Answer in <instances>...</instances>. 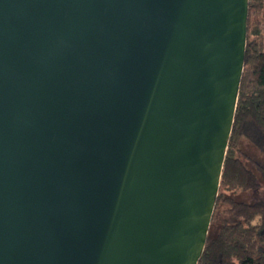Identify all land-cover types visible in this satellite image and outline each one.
Listing matches in <instances>:
<instances>
[{"label": "water", "instance_id": "water-1", "mask_svg": "<svg viewBox=\"0 0 264 264\" xmlns=\"http://www.w3.org/2000/svg\"><path fill=\"white\" fill-rule=\"evenodd\" d=\"M250 0H0V264H198Z\"/></svg>", "mask_w": 264, "mask_h": 264}, {"label": "trees", "instance_id": "trees-1", "mask_svg": "<svg viewBox=\"0 0 264 264\" xmlns=\"http://www.w3.org/2000/svg\"><path fill=\"white\" fill-rule=\"evenodd\" d=\"M243 140L258 155L246 153ZM263 186L264 0H250L245 70L212 221L221 209L225 217L215 233L209 230L198 264H264V197L235 196Z\"/></svg>", "mask_w": 264, "mask_h": 264}, {"label": "rangeland", "instance_id": "rangeland-1", "mask_svg": "<svg viewBox=\"0 0 264 264\" xmlns=\"http://www.w3.org/2000/svg\"><path fill=\"white\" fill-rule=\"evenodd\" d=\"M240 147L249 154H254V155H258L257 151L255 148L252 147V145L246 141L243 140L240 144ZM235 196L239 199L242 200H254V199H258V198H263L264 197V186L263 188L259 189V190H250V191H246V192H242V193H237L235 194ZM222 208V207H221ZM225 217V214L223 213V209H221L217 215L215 216V219L212 221L210 229H211V233H215L216 230L218 229V227L220 226L221 221L223 220V218Z\"/></svg>", "mask_w": 264, "mask_h": 264}]
</instances>
